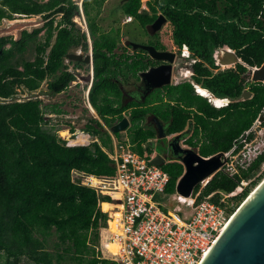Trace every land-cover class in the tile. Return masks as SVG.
<instances>
[{
  "label": "trees",
  "instance_id": "16d2710c",
  "mask_svg": "<svg viewBox=\"0 0 264 264\" xmlns=\"http://www.w3.org/2000/svg\"><path fill=\"white\" fill-rule=\"evenodd\" d=\"M88 1L79 5L74 0H0V21L19 15L39 16L46 22L32 32L23 30L19 39L0 37V264H117L102 252L100 232L108 216L100 211L99 195L72 178L74 169L98 176L115 174L102 147L111 149L112 135L117 139L121 135L105 126L111 129L129 117L131 126L122 142L128 139L134 151L149 156L158 135L149 118H156L166 136H186L187 146L209 158L239 145L264 116V82H251L252 69L264 63V0H149L151 13L142 9V0L124 2V15L143 26L165 17L172 43L187 46L190 55L185 59L194 61L191 80L158 88L144 102L127 104L121 77L132 74L138 80L139 69L125 71L119 60L121 29L104 33L96 22L107 0H95L98 6L91 12ZM92 11H97L94 17ZM83 16L88 19L87 31L74 20ZM224 47L241 62L221 69L214 52ZM30 49L35 51L32 60L25 58ZM78 49L91 51L94 79L88 101L103 122L91 118L82 129L97 138L89 146H68L41 98H19L38 92L45 81L49 94L68 90L75 75L65 59ZM192 81L216 98L229 99V104L215 106ZM246 91L252 97L244 100ZM59 106L50 111L63 113ZM263 164L264 152L234 177L218 171L205 186L195 187L194 194L201 191L197 202L208 198L219 202L221 192L232 193L251 179L230 199L235 203L230 213L235 212L264 178L252 179ZM161 167L170 176L166 193L176 194L183 163L172 157Z\"/></svg>",
  "mask_w": 264,
  "mask_h": 264
},
{
  "label": "built area",
  "instance_id": "2783aa9c",
  "mask_svg": "<svg viewBox=\"0 0 264 264\" xmlns=\"http://www.w3.org/2000/svg\"><path fill=\"white\" fill-rule=\"evenodd\" d=\"M142 8L148 9L144 5ZM132 19L130 16L128 21ZM181 49V56L189 57L188 47ZM254 69L258 68L252 71ZM173 84L176 85V81ZM223 99L228 101L226 105L229 104V99ZM87 105L94 110L90 102L87 101ZM57 133L68 146H89L97 141L90 132L73 130L71 126ZM102 149L114 165V175L98 176L74 169L72 178L91 187L99 195L100 211L108 216L100 232L102 252L104 257L117 264H202L243 205L230 213L235 204L230 199L252 181H242L232 193L221 192L219 202L208 198L198 203L201 191L182 202V196L176 192L174 195L179 206L171 210L165 202L170 176L161 165L153 163L158 156L155 151L144 156L132 149L128 139L125 142L115 140L111 149ZM263 152L264 121L258 119L244 134L239 145L224 153L222 159L225 163L221 170L234 177L248 169ZM104 203L109 204L110 209L104 210ZM109 244L115 247V251L108 248Z\"/></svg>",
  "mask_w": 264,
  "mask_h": 264
},
{
  "label": "water",
  "instance_id": "95a60500",
  "mask_svg": "<svg viewBox=\"0 0 264 264\" xmlns=\"http://www.w3.org/2000/svg\"><path fill=\"white\" fill-rule=\"evenodd\" d=\"M127 1L129 0H124V2ZM166 20L165 17L160 16L154 28L158 30L160 24ZM128 45H132L135 49L139 47L147 49L157 59H164L166 56L171 55L169 60L173 62V54L155 53L153 48L132 41H129ZM225 48L222 49V55L218 56L220 64L224 63L223 55L226 58L228 57L229 52H226ZM68 58L76 61L83 60L85 63L92 62L91 55L83 58L82 54L71 53L68 55ZM238 62H241V60L236 56V63ZM141 78L149 91L171 85L172 65L144 72L141 74ZM251 82H264V63L260 68L254 69ZM251 97L252 93L250 91H246L243 95L244 100L250 99ZM259 119L264 121V116L262 115ZM157 121L160 122L159 120ZM159 124L160 130L158 131V138L168 137L165 134L163 125L161 123ZM130 126L131 121L129 117L124 116L123 119L111 127L110 131L112 133H123ZM243 138L244 135L241 140ZM185 139L186 136L172 137L169 147L173 155L180 159L185 167V172L178 181L176 191L180 196L190 198L197 185L209 181L221 170L225 159H222L224 157L223 152L206 158L193 149L184 148L181 142ZM153 163L163 165L165 163L164 156L159 154L153 160ZM202 264H264V181L249 195L236 212Z\"/></svg>",
  "mask_w": 264,
  "mask_h": 264
},
{
  "label": "rangeland",
  "instance_id": "374dc122",
  "mask_svg": "<svg viewBox=\"0 0 264 264\" xmlns=\"http://www.w3.org/2000/svg\"><path fill=\"white\" fill-rule=\"evenodd\" d=\"M79 5H82L83 0H74ZM124 3V0H107L100 9V13L98 16H96V22L99 24L101 28V32L108 33L111 32L112 29H121V42L118 45V48L116 49L117 54L122 51V44L127 39L129 40H139V37L141 36L139 29L137 28L136 23L131 21H128L129 16L124 15L122 11V5ZM148 8L147 0H142V7ZM147 5V6H146ZM97 4L95 0L88 1L87 10L89 12L90 9H96ZM143 9V8H142ZM91 12V10H90ZM97 11H92L91 17H94L96 15ZM60 17H57V20H59ZM46 22H44L39 16L34 17H24V16H15V19L13 20H3L0 21V37L1 36H13L16 39H19L21 37V32L23 30H27L29 32L34 31L37 28H42ZM75 23H77V26L83 30L87 31V23L88 19L86 16L83 17H76ZM44 33L45 30L40 34V38L44 39ZM171 33L172 28L170 26L167 28V31L165 30V38L170 40L171 39ZM223 48L216 49L214 52V60L217 65L221 69H226L229 67H233L236 63V56L234 53H228V57L225 59V55H223V62L222 64L218 61V56L222 55ZM80 50V49H78ZM80 53L86 54L82 51H79ZM91 55V51L88 53ZM35 57V51L34 49H30L28 53L25 54V58L32 60ZM194 63L193 60H179L178 70H176V73L182 72L179 74L181 78H177L178 80L176 83H180L182 81L191 80L192 76V70L191 65ZM82 74H84L86 77L88 76L90 68L81 66ZM188 75V76H187ZM87 84L84 80L80 83L79 86L72 85L68 91H65V93L52 95L48 93L47 89V82L45 81L41 89L34 93V94H27L22 93L19 95V98L21 99H27L28 97H36L38 96L43 100V104L46 107V110L48 112V116L51 118V123L55 124V127L58 129H66L68 126L73 127L74 129H83L87 123H89V120L91 118H97L98 115L95 110H91L87 106L86 101V88ZM85 87V88H84ZM53 105H60V109L63 111V113H53L50 111L51 107ZM98 119V118H97ZM110 130V129H109ZM121 137L119 139L115 138L114 135L113 139L114 141L117 140L118 142H122V138H127L126 132L120 133ZM173 136H170V138H156L153 142V148L157 154H162L167 157L168 160L171 159V156L168 154L169 150V144L171 141V138ZM114 143V142H113ZM182 147L193 149L196 152H198V149L189 147L185 144V142H181ZM199 153V152H198ZM260 175L264 176V164L261 166V168L256 172V174L253 176L252 179H257ZM264 181V178L260 180L258 186ZM257 186V187H258ZM253 187V190L251 193L257 188ZM182 202L187 201V199L183 198L181 199ZM166 204L169 206V208L172 210L174 207L179 206V203L177 199L175 198V195H168L165 200ZM181 206H183L181 204ZM101 248V247H100Z\"/></svg>",
  "mask_w": 264,
  "mask_h": 264
},
{
  "label": "flooded vegetation",
  "instance_id": "af4514ba",
  "mask_svg": "<svg viewBox=\"0 0 264 264\" xmlns=\"http://www.w3.org/2000/svg\"><path fill=\"white\" fill-rule=\"evenodd\" d=\"M145 10H148L151 13V10L149 7H148V9H145ZM159 18H160V16L157 19H155L153 22L148 23L145 26H143L138 20H135L133 18L132 22L136 23L137 28L139 29L141 36L139 37V40L134 41V40L127 39L122 44V51L119 53V60L122 64L123 68L125 69V71L129 70L131 67H134V66H135L134 67L135 69H139V71L137 73L138 77H139L138 80L132 74H129L128 77L127 76L121 77L122 84L120 85V87L123 90V98L125 100V102H124L125 104H127L133 100L138 101V102H144L146 100L147 96L151 92L156 90V89H154L152 91L147 90V86L142 81V78H141L142 73L149 72L152 69L172 65V84H173V81H177L178 80L177 78L179 77L178 76L179 72L176 73V70H178L179 60L180 59L186 60L185 58H183L181 56V52H182L181 50L182 49L174 46V44L172 42H170V40L165 38V35H164L165 30L167 31V28L170 26L168 23V20H166L162 24H160V26H159L160 28L158 30H156L154 28L155 25L157 24V21ZM129 41L141 44L143 46L151 47L154 49L155 53L173 54V57H172L173 62H170V60H169L171 55L166 56V58H164V59H157V58L153 57L152 53L147 49L140 48V47L135 49L132 45H128ZM79 51H82V50L81 49L76 50L74 53L82 54L83 58H85L87 55H89V54L80 53ZM91 58H92V55H91ZM78 62H80V64H77ZM92 63H93V61L91 63H85L83 60L82 61L70 60L68 58V56L65 59V64L68 66V71H70L71 73H73L75 75V80L71 83L69 88L72 85L79 86L80 83L85 80L87 86H86V88L85 87L84 88H85L86 92L88 91L86 93V97H85L86 101H88V95L90 93V88L92 85V80L94 79V74H93V71L91 69V70H89L88 76L86 77L84 74H82L81 66H85L88 68L90 65H92ZM143 68H145V69H143ZM69 88H68V90H69ZM68 90H66V91H68ZM197 92L199 93L198 90H197ZM62 93H65V91ZM62 93H60V94H62ZM199 94H201V93H199ZM213 104L218 106L216 103H213ZM149 121H150V124L152 125V127L155 128L156 131L158 132L160 130V124H159L160 122H158L156 118H152V117L149 118ZM157 138H158V135H157ZM166 138H170V136L166 137ZM171 140H172V138H171ZM168 154L171 156V158L175 157L173 155L172 151L170 150V147L168 150ZM162 156H164L165 161L168 160L165 155H162Z\"/></svg>",
  "mask_w": 264,
  "mask_h": 264
},
{
  "label": "bare ground",
  "instance_id": "6f19581e",
  "mask_svg": "<svg viewBox=\"0 0 264 264\" xmlns=\"http://www.w3.org/2000/svg\"><path fill=\"white\" fill-rule=\"evenodd\" d=\"M226 52H229V53H233L232 51H230L229 49H225ZM225 59H226V56H225ZM197 90L199 91V93H201L202 95H205L207 97H213L207 90L203 89L202 87L198 86L197 87ZM211 100H213L212 102L216 103L217 105L219 106H222L225 104V101L224 100H221V99H212L210 98ZM226 100V99H225ZM226 105V104H225ZM105 208L108 210L110 209V205L109 204H105ZM108 248L111 250V251H115V247L113 245H108Z\"/></svg>",
  "mask_w": 264,
  "mask_h": 264
},
{
  "label": "crops",
  "instance_id": "0c3cea01",
  "mask_svg": "<svg viewBox=\"0 0 264 264\" xmlns=\"http://www.w3.org/2000/svg\"><path fill=\"white\" fill-rule=\"evenodd\" d=\"M187 76H188V75H187ZM197 87H198V86H196V88H197ZM200 87H201V86H200ZM205 90H206V89H205ZM207 91H208V90H207ZM208 92H209V91H208ZM209 93H210V92H209ZM210 94H211V93H210ZM201 95H202V94H201ZM211 95H212L213 97H208L209 99H210V98H212V99H219V98H216L213 94H211ZM203 96H205V95H203ZM206 97H207V96H206ZM221 100H224V101H225V104L228 102V101L225 100V99H221ZM211 101H213V100H211ZM213 103H214V102H213ZM225 104H224V105H225ZM222 106H223V105H222ZM218 107H221V106L218 105Z\"/></svg>",
  "mask_w": 264,
  "mask_h": 264
}]
</instances>
